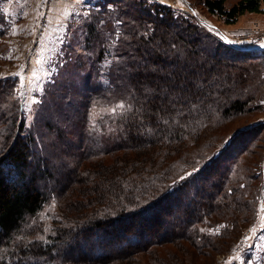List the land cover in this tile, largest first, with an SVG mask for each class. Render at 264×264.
<instances>
[{
	"label": "trees",
	"instance_id": "16d2710c",
	"mask_svg": "<svg viewBox=\"0 0 264 264\" xmlns=\"http://www.w3.org/2000/svg\"><path fill=\"white\" fill-rule=\"evenodd\" d=\"M128 1L93 11L94 60L57 77L37 127L25 126L15 77L0 78V264H209L254 215L256 162L241 158L262 124L220 128L261 106L264 50L224 45L168 4ZM226 1L204 7L227 25L264 14V0Z\"/></svg>",
	"mask_w": 264,
	"mask_h": 264
},
{
	"label": "rangeland",
	"instance_id": "374dc122",
	"mask_svg": "<svg viewBox=\"0 0 264 264\" xmlns=\"http://www.w3.org/2000/svg\"><path fill=\"white\" fill-rule=\"evenodd\" d=\"M111 0H1L0 16L4 21L6 34L0 38V78L15 77L16 95L21 98V109L25 117L26 128L37 127L47 90L60 75H67V67L74 66L76 60L87 64V58L93 62L92 42L88 39V23L92 21L93 11L104 4L112 7ZM128 1V0H127ZM238 0H227V7ZM129 2V1H128ZM171 6L178 13L192 14L196 22L204 26L227 46L253 47L262 44L264 39V14H245L233 25H227L224 19L209 14L204 7V0H149ZM43 10V11H42ZM118 26V24H116ZM117 29V28H116ZM117 36L110 45L104 59L98 66L107 70L114 60L113 48ZM105 40V38H104ZM103 41V39L101 40ZM106 43V41H104ZM232 47V48H233ZM86 70L80 73L82 75ZM73 72L79 71L74 67ZM19 73V75H17ZM102 86L107 85L105 76L99 78ZM23 85V94H21ZM264 91V88H263ZM258 105L251 104V110L230 120L220 128V134L226 136L238 130H247L245 134L262 124L259 141L251 147L252 153L243 158L251 167L261 184V195L258 198L254 215L239 235L228 242L209 264H264V213L259 210L264 199V99ZM119 105L112 108L92 109V119L101 118L104 114L113 113ZM50 120L51 117H50ZM53 121V120H52ZM38 135V134H37ZM39 136H37V140ZM256 147V148H255ZM258 164V165H257ZM54 205V204H53ZM47 206L40 214L43 237L51 226V218L56 211L55 205ZM221 226L212 229L218 233ZM256 231L252 232L251 229Z\"/></svg>",
	"mask_w": 264,
	"mask_h": 264
},
{
	"label": "snow or ice",
	"instance_id": "6c2138e0",
	"mask_svg": "<svg viewBox=\"0 0 264 264\" xmlns=\"http://www.w3.org/2000/svg\"><path fill=\"white\" fill-rule=\"evenodd\" d=\"M80 2H82V0H77V3H80ZM261 47H264V43L261 44ZM17 75H19V73H18ZM20 91H21V94H23V85H21V89H20ZM119 107H120V108H123L124 105L121 104V105H119ZM92 118H93V117L90 116V119H92ZM93 126L95 127V125H93ZM189 175H191V173H189ZM184 178H186V177H182V179H184ZM53 206H54V205H53ZM259 211H260L261 213H264V204H262V206H261V208H260ZM261 219L264 220V216H262ZM251 231H252V232H255L256 229L253 228V229H251ZM262 239H264V237H262Z\"/></svg>",
	"mask_w": 264,
	"mask_h": 264
},
{
	"label": "water",
	"instance_id": "95a60500",
	"mask_svg": "<svg viewBox=\"0 0 264 264\" xmlns=\"http://www.w3.org/2000/svg\"><path fill=\"white\" fill-rule=\"evenodd\" d=\"M264 47H243L244 50L258 51L262 50Z\"/></svg>",
	"mask_w": 264,
	"mask_h": 264
},
{
	"label": "built area",
	"instance_id": "2783aa9c",
	"mask_svg": "<svg viewBox=\"0 0 264 264\" xmlns=\"http://www.w3.org/2000/svg\"><path fill=\"white\" fill-rule=\"evenodd\" d=\"M262 43H264V39H263ZM253 47H261V44L260 43H258V44L256 43L255 45H253ZM263 50H264V48L262 50H260V51H263ZM262 204H264V199L261 202V206H262Z\"/></svg>",
	"mask_w": 264,
	"mask_h": 264
},
{
	"label": "crops",
	"instance_id": "0c3cea01",
	"mask_svg": "<svg viewBox=\"0 0 264 264\" xmlns=\"http://www.w3.org/2000/svg\"><path fill=\"white\" fill-rule=\"evenodd\" d=\"M85 2H87V0H84ZM0 2H1V0H0ZM43 11V10H42Z\"/></svg>",
	"mask_w": 264,
	"mask_h": 264
}]
</instances>
